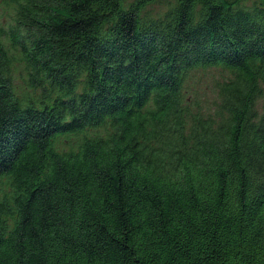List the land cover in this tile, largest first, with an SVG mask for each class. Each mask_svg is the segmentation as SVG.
<instances>
[{"label": "trees", "instance_id": "obj_1", "mask_svg": "<svg viewBox=\"0 0 264 264\" xmlns=\"http://www.w3.org/2000/svg\"><path fill=\"white\" fill-rule=\"evenodd\" d=\"M0 3V264H264V0Z\"/></svg>", "mask_w": 264, "mask_h": 264}, {"label": "rangeland", "instance_id": "obj_2", "mask_svg": "<svg viewBox=\"0 0 264 264\" xmlns=\"http://www.w3.org/2000/svg\"><path fill=\"white\" fill-rule=\"evenodd\" d=\"M0 3V23L7 27L9 19L3 13V8ZM156 10L163 9V6H155ZM228 73L220 67L208 68L199 70L192 74L188 79V88L191 95H198L204 106L210 104L216 98L215 87L219 80H222Z\"/></svg>", "mask_w": 264, "mask_h": 264}]
</instances>
